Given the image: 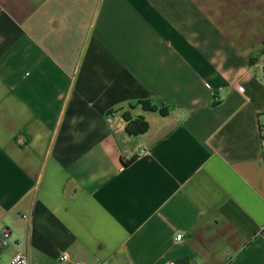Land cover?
<instances>
[{
	"label": "crops",
	"instance_id": "crops-1",
	"mask_svg": "<svg viewBox=\"0 0 264 264\" xmlns=\"http://www.w3.org/2000/svg\"><path fill=\"white\" fill-rule=\"evenodd\" d=\"M263 137L264 0H0V264H264Z\"/></svg>",
	"mask_w": 264,
	"mask_h": 264
},
{
	"label": "built area",
	"instance_id": "built-area-1",
	"mask_svg": "<svg viewBox=\"0 0 264 264\" xmlns=\"http://www.w3.org/2000/svg\"><path fill=\"white\" fill-rule=\"evenodd\" d=\"M239 92H242V88L239 87L237 89ZM23 219L28 220L27 216H23ZM9 239V231L8 230H4L1 234H0V249L4 248L7 245ZM181 236L177 235L176 236V240H180ZM58 263L59 264H103V263H99V262H86V261H79V260H75L71 257V255L67 252H63L59 255L58 257ZM6 264H27V260L25 258L24 255L22 254H16L14 256H12ZM164 264H175L173 261H168Z\"/></svg>",
	"mask_w": 264,
	"mask_h": 264
},
{
	"label": "trees",
	"instance_id": "trees-1",
	"mask_svg": "<svg viewBox=\"0 0 264 264\" xmlns=\"http://www.w3.org/2000/svg\"><path fill=\"white\" fill-rule=\"evenodd\" d=\"M137 104L141 107L143 111L153 112V113L156 112L161 116H166L169 111L168 108L165 106L156 107L146 101H140ZM124 118L128 122L126 127L127 133L132 135H138V134H142L146 130V124L144 122H141L139 118H136L134 120H129L127 115H125Z\"/></svg>",
	"mask_w": 264,
	"mask_h": 264
}]
</instances>
